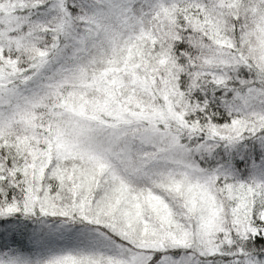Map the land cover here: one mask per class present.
<instances>
[{"label":"snow or ice","instance_id":"obj_1","mask_svg":"<svg viewBox=\"0 0 264 264\" xmlns=\"http://www.w3.org/2000/svg\"><path fill=\"white\" fill-rule=\"evenodd\" d=\"M0 264H264V0H0Z\"/></svg>","mask_w":264,"mask_h":264}]
</instances>
